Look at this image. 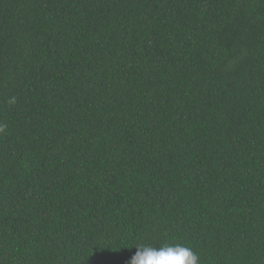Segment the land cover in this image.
Returning <instances> with one entry per match:
<instances>
[{"label": "trees", "instance_id": "1", "mask_svg": "<svg viewBox=\"0 0 264 264\" xmlns=\"http://www.w3.org/2000/svg\"><path fill=\"white\" fill-rule=\"evenodd\" d=\"M135 243L264 264V0H0V264Z\"/></svg>", "mask_w": 264, "mask_h": 264}, {"label": "clouds", "instance_id": "2", "mask_svg": "<svg viewBox=\"0 0 264 264\" xmlns=\"http://www.w3.org/2000/svg\"><path fill=\"white\" fill-rule=\"evenodd\" d=\"M135 251H132V249ZM130 252L124 264H199L200 257L188 246L180 243L154 246L135 243L126 247Z\"/></svg>", "mask_w": 264, "mask_h": 264}]
</instances>
